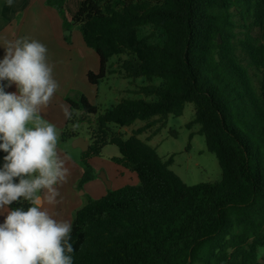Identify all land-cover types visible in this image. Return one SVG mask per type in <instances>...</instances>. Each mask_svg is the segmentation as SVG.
<instances>
[{
	"label": "trees",
	"instance_id": "obj_1",
	"mask_svg": "<svg viewBox=\"0 0 264 264\" xmlns=\"http://www.w3.org/2000/svg\"><path fill=\"white\" fill-rule=\"evenodd\" d=\"M72 19L100 59L89 83L112 74L107 67L115 56H125L127 79L161 80L138 90L155 100L123 99L98 118L83 152L79 186L94 178L88 160L109 144L120 152L113 161L136 173L140 183L76 211L73 264H261L264 0H84ZM146 27L160 33L159 42L141 33ZM68 102L73 115L61 140L79 137L73 127L77 110L81 120L97 113L84 95ZM187 103L195 108L188 128L199 126L218 159V182L186 184L170 168L173 159L164 161L139 137L155 122L181 116ZM136 121L146 125L129 137L110 134L109 124ZM8 207L26 211L30 204L21 200Z\"/></svg>",
	"mask_w": 264,
	"mask_h": 264
},
{
	"label": "clouds",
	"instance_id": "obj_2",
	"mask_svg": "<svg viewBox=\"0 0 264 264\" xmlns=\"http://www.w3.org/2000/svg\"><path fill=\"white\" fill-rule=\"evenodd\" d=\"M6 2L11 7L14 0ZM3 46L0 82L17 91L6 92L0 83V150L7 153L0 169V213H7L0 223V264H73L72 223L45 207L61 203L60 187L70 176L57 127L43 118L59 88L54 66L38 40L20 37ZM60 107L72 119L70 106ZM21 200L30 204L26 211L7 207Z\"/></svg>",
	"mask_w": 264,
	"mask_h": 264
},
{
	"label": "rangeland",
	"instance_id": "obj_3",
	"mask_svg": "<svg viewBox=\"0 0 264 264\" xmlns=\"http://www.w3.org/2000/svg\"><path fill=\"white\" fill-rule=\"evenodd\" d=\"M83 1L62 0L60 3L49 4L48 0H46L48 6L59 12L64 28L67 29L64 32L67 35V40L70 39L69 32L73 29L77 30L78 34H81L79 25L75 24L72 18ZM141 33L152 34V42L160 41V33L150 27L142 29ZM253 34L258 35L257 28L253 30ZM80 36L82 38V34ZM90 50L94 52L93 49ZM124 59L125 56L111 58L107 69L112 74H108L97 86L90 85L87 80L84 81L82 79L77 82L75 90L70 91L69 89L65 92L62 99L67 103H69V100L78 102L80 97L84 95L89 99V103L97 108L96 114L86 115L83 120H81L83 117L81 110L76 111L75 118H77L76 124H78V127H75V132L78 134V138L90 140L91 133L97 128L99 116L123 99L155 100L154 97L145 98L138 93V90L141 86L159 85L161 80L157 78L152 81L144 78H139L135 81L127 79L121 69V63ZM54 107H57V105L50 104L43 110V113L52 110ZM194 114V105L187 103L181 116H169L163 121H154L155 123L147 127L139 137L153 146L164 161L172 158L173 161L170 168L186 184L195 185L198 183L218 182L222 178V170L216 155L207 149L204 136L198 134V125H192L188 128V124L193 120ZM66 120L62 124V128L57 129L59 133L57 148L60 155L66 159V166L69 168L70 176L68 182L60 187L61 203L56 206L45 205V207L56 215L57 219H67L73 223L76 211L89 201L101 199L110 191H116L126 186H138L140 182L136 173L113 161L114 158L120 157V152L117 146L109 144L102 148L99 156L88 160L94 178L80 187L79 184L85 171L82 163L84 151L74 147V139L63 141L60 139V133L66 127ZM145 125L146 122L136 121L128 127H119L116 124H109L108 127L110 134L120 133L124 138H127L135 130L145 127ZM6 155V152L0 150V169L5 163L4 157ZM104 178L110 183V188H108ZM259 261L264 264V247L260 250Z\"/></svg>",
	"mask_w": 264,
	"mask_h": 264
},
{
	"label": "crops",
	"instance_id": "obj_4",
	"mask_svg": "<svg viewBox=\"0 0 264 264\" xmlns=\"http://www.w3.org/2000/svg\"><path fill=\"white\" fill-rule=\"evenodd\" d=\"M66 30L59 12L48 6L46 0H14L11 7L6 0H0V61L5 55L4 40L28 37L47 46L48 60L54 66L53 75L59 88L51 102L57 107L43 113V118L56 125L57 129L62 128L65 120L60 107L67 103L62 99L65 92L75 90L77 82L82 79L89 83V72L97 73L100 69L99 56L90 50L83 36L81 38V34L73 29L67 40ZM0 83L5 85L6 92L17 91L14 84L7 86V81ZM6 214L0 213V223H3Z\"/></svg>",
	"mask_w": 264,
	"mask_h": 264
},
{
	"label": "water",
	"instance_id": "obj_5",
	"mask_svg": "<svg viewBox=\"0 0 264 264\" xmlns=\"http://www.w3.org/2000/svg\"><path fill=\"white\" fill-rule=\"evenodd\" d=\"M74 147L80 148L82 151H87L89 148V142L87 140H84L82 138H76L74 139L73 143ZM106 181L108 188H110V183L104 178Z\"/></svg>",
	"mask_w": 264,
	"mask_h": 264
}]
</instances>
